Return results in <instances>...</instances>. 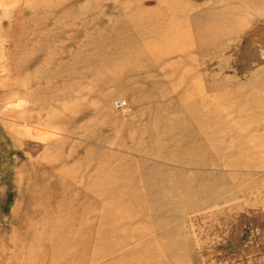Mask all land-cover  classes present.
Wrapping results in <instances>:
<instances>
[{"label": "rangeland", "instance_id": "1", "mask_svg": "<svg viewBox=\"0 0 264 264\" xmlns=\"http://www.w3.org/2000/svg\"><path fill=\"white\" fill-rule=\"evenodd\" d=\"M0 264H264V0H0Z\"/></svg>", "mask_w": 264, "mask_h": 264}, {"label": "built area", "instance_id": "2", "mask_svg": "<svg viewBox=\"0 0 264 264\" xmlns=\"http://www.w3.org/2000/svg\"><path fill=\"white\" fill-rule=\"evenodd\" d=\"M122 105H123V101H121V100H118V101L115 102V106H116L117 108L122 107Z\"/></svg>", "mask_w": 264, "mask_h": 264}]
</instances>
